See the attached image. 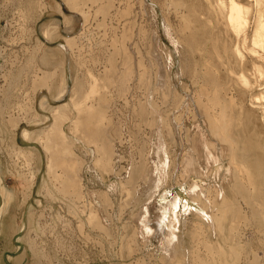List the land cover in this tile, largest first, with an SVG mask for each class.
<instances>
[{
    "label": "bare ground",
    "instance_id": "1",
    "mask_svg": "<svg viewBox=\"0 0 264 264\" xmlns=\"http://www.w3.org/2000/svg\"><path fill=\"white\" fill-rule=\"evenodd\" d=\"M37 1L8 0L9 3L18 5V12L22 13L20 15L27 20H33L36 17ZM84 1L94 5L97 2L96 0ZM100 1L98 0V2ZM146 1L149 4L151 3V6L157 5L159 7L168 36H174L173 39L171 36L169 38L173 41V49L178 55L180 81L185 75L193 83L197 82L196 88L191 83L192 88L194 87L195 90L193 91V97H189L192 103L188 101L191 106L190 115H192L191 120L193 119V125L191 124L192 128L194 126L193 133L190 132L191 129L190 131L186 129V125L181 127V113L174 118L169 116V112H172L173 107H179L184 102V97L177 91V87H179L177 74L175 73L176 77L174 74L175 83L172 80L173 77H171V70L174 66L173 51L162 52L158 46L159 43L155 39L157 35H150L152 38L154 37L153 46H148L152 47L153 52L146 51V54L153 57L156 52L158 53L156 60L159 57L158 61L168 59V68L164 67L166 70L162 69L163 71L160 67L157 68L158 70L154 73V83H151L152 69L150 70L153 64L151 60L153 59L150 58L148 64L146 63V69L140 71L143 66L141 64L142 59L139 63L137 62L138 64H133L136 63L132 58L134 55L132 56L129 47L123 46L110 53L113 56L109 59L110 69L100 76L94 75L92 85L96 88H93V86H90V81L93 78L91 75L88 76L91 71L87 74L89 79L91 77V80H88L89 84L85 79V74H80L81 79L77 76V65L73 55L70 54L71 43L69 38L63 37L64 45L59 43L55 48L47 46L46 50L40 51V45H44L42 41L44 40L47 44L51 43L52 35L54 32H58L60 24L57 22L59 20H55L49 25L43 24L39 29L43 40L38 44L36 42L37 45L34 46L37 48L33 47L34 52H29L27 62L23 66L21 65L16 74L11 73L10 70L0 71V81L4 82L3 86L0 82V115L2 116L3 112L5 113V110L11 107H17L16 117L15 115L13 117L12 114L8 116V119L3 118L5 115L2 117L1 122L3 121L4 126L2 133H6V131L8 133L9 126L13 130L12 128L24 123L25 127L22 128L19 134L20 143L13 142L15 149L12 150L26 158L30 178L27 180L30 182V188L33 189L32 193L35 192V195H37V198H34L35 203L37 206H42V199L38 198L41 196L44 202L49 204L46 207L50 211L49 216L52 225L62 220L64 227H71V223L64 219L65 216H61V213H59L60 208L58 209L59 212L55 210V203L61 202L65 205L63 210L65 209L80 218L81 226L86 223L87 227H91V230L94 229L98 233H102L105 238H108L107 236L112 234V227H115L113 218L105 212L107 210H105V207H109L108 197L110 196H106L105 190L100 192L90 190L87 186H84L82 183L84 171L87 170L84 167L86 166L85 163L91 159L92 148L94 147L95 152H98L97 155L100 154V156L98 161L93 162L99 163L100 171L105 175L104 177L111 176L113 178L112 175L117 173V168L114 165V156L117 153V150L114 149V142L121 143L123 141V132H121L122 127H119L120 124L116 125L111 122L112 119L109 117L106 120L108 115L105 112H107L106 108L109 106L106 95L95 96L93 93L98 94L102 87L108 85L109 88L111 84L119 89L117 93L123 95L128 87L127 84L132 81V83L138 84L136 88H145L144 91L147 95L140 100H137L139 99L137 98V102L131 106V111L138 123H135L134 126L135 136L132 135L130 138H135L136 131L139 133V129L142 127L147 128L149 132L143 143L140 137V144H142L136 145H139V162L133 163L130 159L131 163H127L129 166H126L128 168L126 171L127 176L124 173V178L127 177L125 183L123 181L124 185L122 184V186L118 183L120 186L119 191L118 193L115 191V193L119 194L118 202L122 205L119 208L125 210L126 205H137L139 189L136 185L139 181L146 187V191L143 193L145 198L147 196V199L144 198L146 203L163 184H169L176 192L170 193L171 197L164 200L161 212L157 215V220H150V214L146 213V205L144 204L141 207V215L137 217L136 213L137 223H135L138 226L127 220L126 223L121 224L122 226L120 225V228L117 226V230L123 232V249L121 250L129 256L135 251H139L138 253L141 254L145 250L149 251L154 240L159 246L158 261H162V264H240V261L244 260L242 258L246 256L250 249H252L250 252L253 254H251V258L258 259L256 251L259 248L256 247L254 250L251 248V244L247 242L248 240L246 241L240 235L242 230H240L241 233H238L237 225L244 222L246 226V223H248L256 238L260 237L259 243L262 244L261 250L264 253V150L262 148L261 159L256 160L253 158L252 161V158L248 155L250 152L249 145H246L245 142L247 141L242 142L241 133H238L237 128L242 123L240 117L246 110H248L246 113L250 111L249 113L257 114L258 120L261 121L264 128V0H139V3L145 6ZM196 1L202 2V11H200ZM83 5L85 4L83 3ZM77 6L79 5L73 4L72 6L75 12L76 9L78 11ZM80 8L82 9V7ZM102 10L101 7L95 9L97 12ZM168 10L173 11L172 13L175 14L177 19L178 25L175 28L165 22L167 21L165 15L168 14ZM24 19L22 20L24 21ZM63 19L65 20V18ZM49 26H52V30L48 28ZM23 27H19V30ZM130 29L132 28L129 26L126 30L123 28L124 32L120 35L122 34V39L129 40L133 44L130 46L134 48V45L137 47L136 44L138 43L133 39ZM70 30L71 28L68 32ZM23 33L21 32V34ZM153 33L156 32L153 30ZM137 37L141 38L143 43H146V32L144 30L139 29ZM0 38L3 39L1 32ZM115 43L112 44L115 45ZM156 46L159 48H156ZM117 53L121 55L120 61L126 67L125 72L119 70L115 64L114 57ZM195 54L200 55V62L193 59ZM36 58H39V61L45 67L44 70L37 66ZM3 59V50L0 46V60ZM116 76H120L119 82L124 84L125 87H120L119 82L115 80ZM56 80L58 83L55 85ZM100 81L103 83L101 88ZM28 84L32 96L30 98L29 95L26 102L24 98L19 96L18 91H27ZM158 86L162 88L160 90V102L162 104L160 105H166V112L161 111L160 106L154 100L156 97H154V94L158 92ZM184 88L186 89L185 85ZM44 89L47 94H43ZM88 89L90 92H88ZM185 89L182 90L187 92V89ZM190 91L192 92L191 89ZM87 92L89 93L88 96ZM119 97L122 96L119 95ZM186 97L188 96L186 95ZM186 100L188 99L186 98ZM189 103L187 104L189 105ZM184 104L186 105V102ZM188 107L186 106L184 109L183 105L184 110ZM172 115L174 116V114ZM250 116L257 117L256 115L252 116V114ZM235 117H237L235 122L238 118L240 120L237 121L238 125L233 124ZM232 125H236L237 128H232ZM127 134L129 135V132ZM10 137L8 138L9 144L12 141ZM12 138L14 137L12 136ZM135 142L139 143L138 141ZM31 143H37L46 154L45 167L43 159L39 158V155L37 157L35 151H33L37 148L35 146L33 148ZM170 144L175 145L179 150L182 149V153L178 157L177 154L171 157L169 150L171 152L173 150L170 149ZM31 147L33 149H30ZM78 152H81L84 159ZM118 160L120 159L118 158ZM93 166L98 167V165L93 164L88 168L93 174L92 180L98 179L100 181L101 179L98 178L99 176L97 177L95 172L96 167ZM117 167L119 166L117 165ZM44 169L45 173L43 172ZM122 171L124 172V170ZM2 177L0 170V200L4 201V205L0 206V238L5 244L3 246L10 252H18L21 250L19 244H27L28 247H24V252L21 251L23 252L22 255L16 259L22 261L28 251L31 252L30 255L37 259L42 252L38 250L37 244L31 240L30 234L34 233L35 237L42 235L43 229L39 224L40 220L32 212V205H30L28 211L26 209L23 214L21 226L16 227L14 220L11 225H4V220L9 219L12 195L6 189ZM109 180L107 179V183H109ZM115 187H117L116 184ZM165 188L167 189V187ZM111 189L113 188L111 187ZM79 201L83 202L81 203L83 205L80 204L82 208H78L80 206ZM240 202L245 205L247 214L246 212L244 214V210L242 211ZM73 203H78L79 206L76 207ZM115 206L118 205L115 204ZM119 208L116 210L120 212ZM41 216L39 215V218ZM108 218H111L113 223ZM118 223L115 224L118 225ZM34 226H36L35 229ZM118 231L117 233H119ZM22 233H24L22 237L16 238L17 242H15V236ZM98 236L100 237V235ZM101 238L103 237L101 236ZM102 242L105 243V241ZM248 245H250L249 251H247ZM158 246H153L155 253L158 252ZM118 248L120 250L119 246ZM151 251L153 250L151 249ZM8 256V259L2 256L3 262L1 264H11L13 260L15 261V259H12L11 254ZM151 258L149 260L152 261ZM135 264L147 263L141 260Z\"/></svg>",
    "mask_w": 264,
    "mask_h": 264
},
{
    "label": "rangeland",
    "instance_id": "2",
    "mask_svg": "<svg viewBox=\"0 0 264 264\" xmlns=\"http://www.w3.org/2000/svg\"><path fill=\"white\" fill-rule=\"evenodd\" d=\"M96 1L98 2V0H96ZM38 2H39V4H38ZM97 2L94 5V4H90L89 2H85L84 0H38L37 1V9H36V17L34 16L35 18H33V20H30V19L27 20L21 16L22 13L18 12V10H17L18 5L17 4H16L17 5L16 6L12 3H9L8 0H0V32H1V36L3 37V39L0 38V46L2 47L3 55H4V59L0 60V64H1L0 65V71L1 70H5V71L10 70L11 73L16 74L17 71L20 70L21 65L23 66L24 63L27 62V60L29 58V52L30 51L34 52L33 47H35L38 44V42L40 43L41 40H43L39 29L43 26V24L49 25L51 22H53L55 20H59L57 23L60 24V27L58 28V32H54V34L52 35L51 43L47 44L43 40L42 42L44 43V45L43 44L40 45L41 47H39V48L41 50L40 49L39 50L40 51L46 50L47 46L48 47L51 46L52 48H55L59 43L64 45L63 37L69 38L70 43H71L70 44V46H71L70 54L73 55V58H74L75 63L77 65V72L76 73H77V76L79 77V79H81L80 74H82V75L85 74L84 76H85V79H87L86 81L88 83V80L90 81L91 77H92L93 79L90 81V84H91L90 86H93V88H96L94 85H92V82L94 81V75L100 76L101 74L106 73V71L109 70L110 66H111L109 59H110V57H113L110 53H113V51H116L117 49L124 46L126 48L129 47L130 51L132 52V56L134 55V57H132V58H133L134 62H136V63H133V64H138L139 61H141V59H142V61H141L142 63L141 62L140 63L143 66H142V69L140 68L141 69L140 71H142L143 69H146L147 64H148V60H150V58L153 59V60H151V61H153V64H152V68H150V70L152 69L151 83H154V81H155L154 73L159 69L158 67H160L161 70L162 69L166 70L165 68H168V61H167L168 59H164L163 61H161L162 60L161 59L160 61H158L160 59V57H159L158 60H156L158 53L155 52V56L153 55V57H152V55L148 56L146 54L148 51L151 53L153 52V49H151L152 47H149L148 45L153 46L152 44H153L154 37L152 38L151 36L157 35L155 39H156V42L159 43L158 46L161 48L162 52L170 51V50L173 51V57L172 58L174 61V66L172 67V70H171L172 71L171 77H173L172 80L175 83V81H176L175 77L177 74V78L179 80L177 83L179 86V87H177V91L182 97H184V102H182V104L179 105V107H175L176 109L173 107L172 112H169V116L171 118L172 117L174 118L176 115H179L181 113L180 114L181 115V122H180L181 127H184L186 125L187 126L186 129H189V131L191 129L190 132L193 133L194 132L193 131L194 126L192 128V125H193L192 120L193 119L191 120L192 115H190L191 114L190 103H192V101L190 98H192L194 95L193 91L196 88L197 82H194L195 83L194 84L192 82V80L190 81V79L185 75H183V77L181 78V81H180V78H179L180 76L178 74V57H177L178 55L176 54L175 50L173 49V46H172L173 41H171V39L169 38L170 36L172 37V35L168 36V34H167V30H166L167 28H165V25L163 23L162 13H161V10L159 9V7L157 5L151 6V3L149 4V2H147V1L144 4L145 6H143L139 3V0H135V1L134 0H121V1L120 0H116V1L115 0H101L100 2H98V3ZM83 3L85 5H83ZM196 3L200 7V11H202V8H201L202 2L196 1ZM73 4L79 5V6H77L79 13H78L77 9L75 12V9L72 8ZM146 5H147V7H146ZM79 7H82V9L81 8L79 9ZM99 7H101L103 9L102 11L105 10L107 12L100 11L101 12L100 13L99 11L98 12L95 11V9L97 10V8H99ZM147 8H148V10H147ZM72 9L74 10V12ZM124 10H125V12H124ZM169 11L170 10L167 11L168 14L166 13L167 17L165 15V18L167 20L165 22L167 23V25H169V26L171 25V27L173 26L175 28L178 25L177 19L175 17V14L173 15V13H172L173 11H170V12ZM104 13H105V15H104ZM182 13H184V12H182ZM85 14H86V16H85ZM154 17H155V19H154ZM63 18H65V20ZM85 18H86V20H85ZM22 19H24V21ZM21 25H23L24 27ZM128 26L130 28H132V29H130V32H131V35L134 37L133 39L139 44V45L136 44L137 47L134 45V48H133V46H130L133 44H131L129 40H127L126 38L122 39V37H123L122 32H124L123 28L126 30V29H128ZM19 27H23L24 30L23 29L19 30ZM66 27H67V29H66ZM48 28L52 30V26H49ZM70 28H71V30H70V32H68ZM139 29L144 30L146 32V40H147L146 43H143V40L141 38L137 37V33H138ZM153 30L156 33H153ZM23 31H25L24 32L25 34L23 33ZM21 32L23 34H21ZM30 33L32 34L31 37H30V35H31ZM120 33H122V34L120 35ZM152 34H155V35H152ZM147 35H149V36L151 35L150 36L151 40L149 39V36H147ZM173 38H174V36L172 37V39ZM116 40L119 43H117ZM121 40H123L124 42ZM36 42H37V44H36ZM113 42L114 43L116 42L118 45L116 43H115V45L112 44ZM144 44H146V45L144 46ZM205 44L207 45V42ZM158 46H156V48H159ZM35 48H37V47H35ZM25 49L26 50L28 49V50L26 51ZM138 51H139V53H138ZM211 51H212V48H211ZM119 52H120V50H119ZM57 55H59V54H57ZM120 56L121 55L119 53H117V55L114 57L115 58L114 60H116L115 64L118 66L119 70L125 72L126 67L120 61L121 60ZM193 59L195 61H198V62L201 61L199 54H195ZM169 60H171V59H169ZM35 61H36L37 66H39L42 70H44L45 67L41 64V62L39 61V58H36ZM13 63H15V64L12 65ZM1 66H3V68H1ZM137 68H139V67H137ZM88 73H89L88 76L91 75L90 79L87 77ZM174 74H175V77H174ZM23 77H25V76H23ZM222 78H224V77H222ZM23 79L26 80L27 78H23ZM115 80L117 82H119L120 76H116ZM28 81H29V79H28ZM0 82H1V86H3L4 82H2V80ZM57 83H58V81L56 80L55 85ZM191 83L193 85H195V88L194 87L192 88L193 85H191ZM96 84H97V82H96ZM188 84L191 86H189ZM99 85L101 88V86L103 85L102 81H100ZM110 85H109V88L107 85L106 87H102L100 91L98 90L101 93H99L97 91L98 94L97 93H93V94H95V96L103 95V94L106 95V97L108 98V102H109V106L106 108L107 112H105L106 115H108L106 117V120L109 117L110 119H112L111 122H114L116 125L120 124L121 126L119 125V127H122L121 132H123L122 133V140L123 141H121V143H119L118 141L114 142V144H115L114 149H115V151L117 150L116 156H114V159L116 160V161L114 160V165L117 168V173H115L116 176L112 175V177L114 176L113 178H111V176H109L110 178L104 177L105 175H103L102 172L100 171L99 163L98 162H97L98 164L94 163V162L98 161L100 154L98 156L97 155L98 152H95L96 150L93 147L92 148L93 154H92V157L90 159L92 162L89 160L88 162H86L87 164L85 163L86 166L84 167V169H87V170L84 171L85 172L84 178H83L84 180L82 183L84 184L85 187L87 186L90 190H95V191H100V192L101 191L103 192L105 190L104 193L106 194V196L107 197L110 196V197H108L109 202H110L109 207H107V208L105 207V210L107 209L105 212L108 216L110 214V217L113 218V220H114V223H113V220H111V218H108L115 225V227L114 226L112 227V229H114V230L111 229L112 234H110V236H107L108 238H105V236L102 233H100V232L98 233L94 229L91 230L90 229L91 227L90 228L87 227L86 223L84 226H81L80 218L78 216L72 214V213L67 212V210H65V209L63 210V207L65 205L61 204V202L55 203L56 204V205H54V207H56L55 210L57 212L60 211L59 213H61V216H65L64 219H67L71 223V227H64V223L62 220H60L59 222L57 221L56 224L52 225L53 223H50V220H51L50 216H49L50 211L47 210V207H46L49 204L44 202V199L41 196H39L38 198L42 199V206L36 205L34 198H37V195H35V192H34V194L32 193L33 189H32V187L30 188V182L27 180L30 178L28 176L29 175V171H28L29 167L27 165L28 163L26 162V158L22 157L19 154H16L13 151L15 149L13 142L17 141L18 143H20L19 134H20V131L22 130V128L25 127V125H24V123H22L20 126H18L16 128H12L13 130H11V128L9 126L8 133H7V131H6V133L5 132L2 133V131L4 130L3 121L1 122L2 117L5 115L3 118L8 119L9 118L8 116H10V114H12L13 117H14V115H15V117L17 116L16 115L17 114V110H16L17 107L14 106L13 108L11 107L10 109L5 110V113L3 112L2 116L0 115V141H1L0 142V166H1L0 170H1V176H3L2 178L5 181L4 185H5L6 189L9 192H11V195H12L11 196L12 201L10 203V208H11V210L13 209L12 211L11 210L9 211V219L4 220L5 221L4 225H6V224L11 225L13 223V220H14V224L16 225V227L21 226L22 225V218L24 217L23 214H24L25 210L27 209V211H28L30 205H32V209H33L32 212L35 213V216L38 218V220H40L39 224L42 226L43 232H42V235L38 234L39 236H37V237L34 236L35 235L34 233H31L30 238H31V240H33L37 244V246L39 248L37 246H35V247L38 248V250H41V252L43 254L41 253V255L39 257H37V259H36L32 255H30L31 252L28 251L27 255L25 257H23L22 261H20V260L18 261L17 259L20 257V255H22V253L25 250L24 247H28V245L27 244H19L21 247V250L18 251L19 253L18 252H10V251L6 250L5 246H3L5 244H4L3 240L0 238V264L3 262L2 256H5V259H8V257H9L8 255H10V254L12 256V259H15V261L13 260V263H11V264H21V263L22 264H36V263L37 264H135L136 262L141 261V260H143L147 264L148 263L149 264H162V261L161 262L158 261L159 260L158 253L160 252L159 246L153 239H152L153 240L152 241L153 246L154 247L156 245L158 246V248H157L158 252L157 253H155L153 246L149 248V251L145 250L141 253V251H142L141 250L140 251L141 254L138 253L139 251H135V252H133V254L131 256H129L128 254L124 253L121 250V249H123V242H122L123 232L122 231L119 232L117 230V228L118 227L120 228L122 226L121 224H124L127 221H132L133 224L135 222L137 223L136 218L141 215V213H142L141 207L144 204L146 205V209H145L146 213L150 214V220L151 221L157 220L158 219L157 215H159L161 212V207H162L164 200L170 198L171 197L170 193H172V192L174 193V192H176V190L173 189V187H171L169 184H163L160 186L159 189H157L156 194L154 195L155 197L152 196V198L148 201L149 203L148 202L146 203L145 199H147V196H146V198H145V194L143 196V193L146 191V189H145L146 187L142 184V182L139 181V183L136 185V186H138L137 188L139 189L138 190L139 191V195H138L139 196L138 197L139 203L137 202V205H136L137 207L135 205H130V206L126 205L127 207L123 206L124 208H126L125 210L122 208H119V207H122V205H120V202H118L119 201V194L115 193V191L117 193L119 191L120 186L118 185V183L121 186H122V184L124 185V183H125V180L127 177L124 178V176H125V174L127 176L126 171L128 170V168L126 166H129V165H127V163L130 164L131 162H133V163L139 162V156H138L139 145H141L143 143V140L146 139L147 133L149 132L147 128L142 127L143 129L140 128L139 133H138V131H136L137 132L136 137L138 136L139 138L135 137L136 140H134L135 138H133V137L130 138V136H132V135L135 136L134 126H135V123H138L137 119L135 118V116L133 115V113L131 111V109H132L131 106L133 103L135 104L137 102L136 101L137 98H139L137 100H140L141 98L143 99V96H145L147 94L144 91V89H145L144 87H143L144 89H142V87H140V89L136 88L138 86V84L132 83V81H131V83L129 82L127 84L128 87L126 89V92L123 93V95H121L120 93H117V92H119V89L117 87H113L112 85L111 86ZM119 85H120V87H122V86L125 87V85L122 84L121 82H119ZM180 85H182V87H180ZM184 85H185L187 90L184 88ZM129 86L131 89L129 88ZM160 87L161 86L157 87L158 92L154 94V97L156 96L154 98V100H155L156 104H158L160 106L161 111L162 110L165 111L166 105H162V106L160 105V104H162L160 102L161 101V91L160 90L162 88H160ZM181 88L185 89L188 93L185 92L184 90H182ZM29 89L31 90L30 85L27 87V91L26 90H24L25 92L23 90H22L23 92L18 91L19 96L24 98V101H26V102L29 99V95H30V98L32 96V91H30ZM179 89H180V92H179ZM190 89L192 90V92L190 91ZM189 91H190V93H189ZM88 92H90L89 89H88ZM43 94H47L45 89L43 90ZM189 94H190V96H189ZM88 95H89V93L87 94V96ZM119 95L122 97H119ZM186 95L188 97H186ZM38 96H40V94H38ZM134 98H135V100H134ZM186 98L188 100H186ZM188 101L189 102L191 101V102L189 103ZM86 102H87V100H86ZM185 102H186V105L184 104ZM11 103H13V102H11ZM20 103H21V99H20ZM126 103H127V105H126ZM187 103H189V105ZM183 105H184V109L186 106L187 107L189 106V107L186 108V110H184ZM11 109L13 112L11 111ZM177 110H179L181 112H179ZM182 111H184L185 113H183ZM247 111L248 110H246L245 113H243V115L240 117L241 121L238 118V120H236V122H235V119L237 117L234 118L233 124L238 125L239 121L242 122L239 124L240 128L239 127L237 128L236 125L235 126L232 125V128L236 127L238 129L237 130L238 133H241L240 136L243 139L242 140L243 143L245 141L248 142V143L245 142L246 145H249V148H250V152L248 153V155L250 158H252L251 160L253 161L254 159L257 160L258 158L259 159L262 158V156H261L262 148L264 150V130H263L264 128L262 126L261 121L258 120L259 119L258 115L254 114V113H249L250 111L248 113H246ZM177 112H179V113L177 114ZM172 114H174V116ZM251 114H252V116L256 115L257 117H255V116L249 117V115H251ZM247 117H249V118H247ZM190 126H191V128H190ZM236 128H234V129L236 130ZM131 131H132V133H131ZM128 132H129V135L127 134ZM16 135H17V139L15 140ZM143 135H144V137H143ZM12 136L14 138H12ZM9 137L12 139V141L10 143L11 148H10V144L8 141ZM140 137L142 140L141 144H140L141 140H139ZM135 141H138L139 143H136ZM137 144H139V145L136 146ZM31 145H32V147L35 146L37 148L38 151L34 150L33 149L34 147L33 148L31 147L30 149H33V151H35V155L37 157L39 155V158L43 159L44 167H45L46 154L41 149V147L38 146L37 143H31ZM172 145L173 144H170V149H172L173 151L171 152V150H169V153H170L171 157H173L175 154H177L176 156L178 157V155L180 153H182V149L179 150V148H177L175 145H173L174 146V148H173ZM240 146H241V144H240ZM12 147H14V148H12ZM78 153L81 154V152H78ZM121 155H122V157H121ZM81 157L84 159L82 154H81ZM118 158L121 161L118 160ZM133 158H134V160H133ZM127 159H129V161H127ZM130 159H132L133 161L131 160V162H130ZM118 161H119V163H118ZM134 161H136V162H134ZM92 163L95 165H98V167L95 166L96 167L95 172H96L97 177L99 176L98 178L101 179L100 181L98 179L92 180L93 174L90 170H88V168L91 165H93ZM117 165L119 167H117ZM34 166H35V164H34ZM122 170H124V172ZM43 172L45 173V169L43 170ZM90 174H92V175H90ZM19 178H20V180H19ZM105 178H106V180H104ZM123 178H124V180H123ZM107 179L108 180L110 179L108 181L109 183H107ZM90 180H92V181H90ZM95 181H97V182H95ZM101 181H103V182H101ZM123 181H124V183H123ZM104 184H106V185H104ZM115 184L117 185V187H115ZM169 186H170V188H169ZM111 187L113 189H111ZM165 187H167V189ZM140 188H141V192H140ZM22 189H24V190H22ZM170 190H172V191H170ZM106 191H108V192H106ZM23 192H25V193H23ZM108 193H110V194H108ZM29 194H30V196H29ZM23 196H24V198H23ZM32 196H33V198H32ZM116 197H118V198H116ZM113 199H114V201H113ZM160 199H162V200H160ZM81 200L83 201L84 199L82 198ZM116 200H117V202H116ZM159 200H160V205H159ZM82 201L78 202L79 205L81 203H83ZM111 202H112V204H111ZM75 203H73V204L76 205V207H78L79 206L78 203L77 204H75ZM115 204L118 206H115ZM240 204L242 205L241 202H240ZM2 205H4V201L1 199L0 200V206L2 207ZM81 205H83V204H81ZM81 205L78 208H82ZM138 207H139V209H138ZM241 207H242V211L244 210V214H245V212L247 211L245 205L243 204ZM118 208L120 209V212H119V210L118 211L116 210ZM58 209H59V211H58ZM152 209H154V210H152ZM245 209H246V211H245ZM112 210H114V211H112ZM113 212H115V213H113ZM117 212H119L120 215H118L119 213H117ZM126 212H127V214L130 213L129 216H127ZM136 213H137V217H136ZM152 213H153V215H151ZM246 214H247V212H246ZM39 215H42V216L39 218ZM72 215H74V216H72ZM112 215L113 216L115 215V216L113 217ZM154 216H156V217H154ZM116 217H118L120 220ZM126 218H128V219H126ZM72 219H73V221H72ZM117 219H118L119 223H118ZM10 221H11V223H10ZM61 221H62V223H61ZM115 223H118V225H116ZM136 223H135V225H136ZM241 223H239L237 225V228H238L237 231L239 230L238 233L240 232V230H242L241 232L243 233V235L241 232H240L241 233L240 235L243 236L246 241L248 240L247 242L251 244V248H253V250L256 247L259 249H258V251H256L258 259L251 258L253 254L250 251H252V249H250V251H249L250 245H248L247 251H249V252H247L246 256H244L242 258L245 261L244 260L240 261V264H244V263L245 264H264V253L261 250L262 244L259 243L260 237L256 238V236L252 232L251 227H249L248 223H246L247 224L246 226H245L244 222H241ZM241 225H243V226L240 227ZM78 226H80V227H78ZM136 226H138V225H136ZM35 227L36 226H34L33 228L35 229ZM77 227L79 228V231H78ZM27 228H26V230H27ZM239 228H241V229H239ZM80 229H82V230H80ZM115 230H116V232H115ZM117 231L119 233H117ZM23 234L24 233L16 235L14 238L15 242H17L18 237H22ZM252 234H253V236H252ZM98 235H100V237ZM101 236L103 238H101ZM54 237H56L58 239L57 243H56L57 239ZM86 237H88L89 239ZM109 238L113 239V240H111L112 242L110 241ZM55 239H56V241H55ZM102 241H105V243H103ZM98 242H100V243H98ZM118 246L120 247L121 251L119 250ZM136 247H137V245H136ZM135 249H137V248H135ZM151 249L153 251H151ZM21 251H23V252H21ZM120 252H122V253L119 254ZM136 252H137V254H136ZM119 255H120V257H119ZM247 255H248V257H247ZM14 256H15V258H13ZM246 257H247V259H246ZM134 258L135 259L138 258V259H136V261H135ZM150 258L152 259V261L149 260ZM139 259H141V260H139ZM153 259H155V260H153ZM153 261H154V263H153ZM248 262H251V263H248Z\"/></svg>",
    "mask_w": 264,
    "mask_h": 264
}]
</instances>
